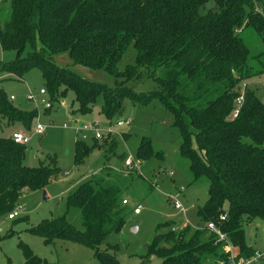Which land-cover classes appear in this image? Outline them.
<instances>
[{
    "label": "trees",
    "instance_id": "trees-1",
    "mask_svg": "<svg viewBox=\"0 0 264 264\" xmlns=\"http://www.w3.org/2000/svg\"><path fill=\"white\" fill-rule=\"evenodd\" d=\"M3 1L0 47L16 51L19 59L0 65V76L23 79L37 69L52 104L72 91L76 112L86 115L102 96L100 113L109 121L125 98L142 107L158 103L172 113L180 131V154L189 163L192 183L208 178L209 197L198 209L202 227L157 233L144 262L160 257L162 264H230V245L238 249L237 263L254 258L258 253L246 243L244 224L264 220V103L246 83L264 74V52H252L244 35L250 31L264 44V0H12L8 11L2 10ZM27 46L30 51L22 57ZM129 51L135 52L134 64L120 70ZM61 54L123 82L148 77L157 90L139 95L124 86L108 89L89 82L57 65ZM36 114L15 107L0 88V218L15 211L23 193L43 190L60 174L55 164L25 166L26 145L15 144L12 134L4 136L15 124L29 129ZM109 135L107 159L118 149ZM90 152L84 140L77 142L76 163ZM159 156L150 139L141 142L138 160ZM127 158L120 156L123 170L109 167L78 185L62 217L43 220L30 232L48 246L62 241L90 248L98 264H120L101 246L125 227L130 214L123 204L128 203L125 190L142 178H132L136 167L128 169ZM71 214L78 215L81 229L70 223ZM209 224L226 240L209 231ZM165 226L170 224L157 232ZM19 248L25 264H49L23 243Z\"/></svg>",
    "mask_w": 264,
    "mask_h": 264
},
{
    "label": "rangeland",
    "instance_id": "rangeland-1",
    "mask_svg": "<svg viewBox=\"0 0 264 264\" xmlns=\"http://www.w3.org/2000/svg\"><path fill=\"white\" fill-rule=\"evenodd\" d=\"M11 2L12 0H4L2 10H10ZM244 36L245 43L252 52H264V44L255 34L247 31ZM29 51L30 47L27 46L22 57ZM134 58L135 52L129 51L120 65V70L134 64ZM18 59L16 51H3L0 47V65L11 64ZM55 62L85 80L104 85L108 89L124 86L139 95H147L157 90L156 83L148 77L123 82L103 69L75 65L68 54L58 55ZM246 85L264 103V74L247 81ZM0 88L9 98L15 97L16 100L12 101L15 107L37 113L29 129L15 124L6 129L5 135L3 133L8 138L12 131L19 130L30 137V143L26 145L25 166L53 168L55 164L60 171L58 178L50 181L43 190L22 194L15 209L19 216L14 221L0 218V264H25L19 248L20 243L28 246L38 258L49 264H98L94 251L90 248L62 241L48 246L30 230L43 220L62 217L67 210L68 195L82 182L109 167L116 172L123 170L124 164L120 156L124 154L131 157L136 166L132 178L135 179L138 175L142 178L134 180L125 190L130 209L125 227L120 233L111 234L101 246V250L116 255L120 264H162L160 257L152 258L149 263L143 260L148 253L147 246L152 243L157 233H166L171 228L178 230L185 225L194 229L202 227L198 209L208 200L209 180L201 177L192 183L189 163L180 154V131L174 126L170 111L158 103L142 107L125 98L120 113L109 121L100 113L102 96L97 99L92 112L83 115L76 112L78 106L72 91H68L60 103H53L52 108L46 111L42 101H50V96L37 69L27 72L23 79L1 75ZM42 89L46 90V95L40 94ZM120 121H130L131 125L117 127L116 123ZM92 123L99 125L101 139H96L92 132L83 133L76 129ZM65 124L69 127L64 128ZM37 125L44 128L42 135L34 132ZM110 128L112 136L118 142V149L112 158L107 159L105 151ZM83 135L87 136L84 144L91 152L82 164H77L75 146L77 142H83ZM144 139H150L152 148L155 153H159V157L138 160L137 150ZM173 197L181 204L183 210L174 208L170 199ZM138 206H141V213L135 215L134 209ZM224 210L228 212L227 205ZM68 220L81 229L77 214H71ZM166 223L170 226L162 227L157 232L158 227ZM244 229L248 246L256 249L258 254H263L264 220L254 219L246 222ZM230 250L233 255H237L238 249L233 245H230Z\"/></svg>",
    "mask_w": 264,
    "mask_h": 264
},
{
    "label": "built area",
    "instance_id": "built-area-1",
    "mask_svg": "<svg viewBox=\"0 0 264 264\" xmlns=\"http://www.w3.org/2000/svg\"><path fill=\"white\" fill-rule=\"evenodd\" d=\"M40 94L41 95H46L47 92L46 90L42 89L40 91ZM15 98L14 97H10V100L13 101ZM241 101V99L239 100V102ZM43 102V105L45 106L46 110H50L52 108V103L50 101L46 102V101H42ZM131 125V122L130 121H120V122H117L116 123V126L117 127H125V126H130ZM65 128H68L69 126L67 124L64 125ZM99 125H96L94 123L90 124V125H84L82 127H77L76 129L80 132H92L94 133L95 135V138L96 139H101V134H100V130H99ZM34 132L37 134V135H42L44 133V128L41 126V125H37L34 129ZM109 134H112V131H111V128L110 130L108 131ZM87 136L86 135H83V140H86ZM11 140L15 143V144H18V145H27L30 143V137L24 135L22 132H15L12 134L11 136ZM125 166L128 168V169H132L133 166H135L134 164V161L131 157H128L126 162H125ZM173 202V205H174V208L177 209V210H183L181 204L174 198H170ZM123 204L125 205H128L127 201H124ZM140 210H141V206H138L134 209V214L135 215H139L140 214ZM19 216V213L18 211H14L12 212L11 214H9L8 216V219L9 220H14L16 219L17 217ZM226 219V216H223L221 217V220L222 221H225ZM208 230L213 232V233H216L220 240L221 241H225L226 240V237L224 235H222L218 229L215 227L214 224H209L208 225ZM227 251L229 253H231V250H230V246L227 247ZM235 258H236V255H233L232 253L230 254V257H229V263L230 264H251V263H256V264H262V260H264V254H257L254 258L250 259V260H241L240 262H236L235 261Z\"/></svg>",
    "mask_w": 264,
    "mask_h": 264
},
{
    "label": "crops",
    "instance_id": "crops-1",
    "mask_svg": "<svg viewBox=\"0 0 264 264\" xmlns=\"http://www.w3.org/2000/svg\"><path fill=\"white\" fill-rule=\"evenodd\" d=\"M11 97H13V96H11ZM14 98H15V97H14ZM15 100H16V99H14V101H15ZM64 128H65V127H64ZM15 132H21V131H19V130H14V131L11 132V134H13V133H15ZM11 134H10V135H11ZM173 198H174V197H173ZM140 213H141V212H140ZM255 251L257 252L256 249H255ZM257 253H258V252H257ZM263 254H264V253H263ZM261 255H262V254H261Z\"/></svg>",
    "mask_w": 264,
    "mask_h": 264
},
{
    "label": "water",
    "instance_id": "water-1",
    "mask_svg": "<svg viewBox=\"0 0 264 264\" xmlns=\"http://www.w3.org/2000/svg\"><path fill=\"white\" fill-rule=\"evenodd\" d=\"M11 139V138H10Z\"/></svg>",
    "mask_w": 264,
    "mask_h": 264
}]
</instances>
